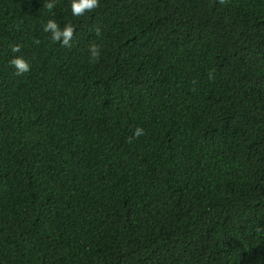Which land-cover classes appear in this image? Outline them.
<instances>
[{"label": "trees", "instance_id": "obj_1", "mask_svg": "<svg viewBox=\"0 0 264 264\" xmlns=\"http://www.w3.org/2000/svg\"><path fill=\"white\" fill-rule=\"evenodd\" d=\"M48 2L0 0V264H264V0Z\"/></svg>", "mask_w": 264, "mask_h": 264}, {"label": "clouds", "instance_id": "obj_2", "mask_svg": "<svg viewBox=\"0 0 264 264\" xmlns=\"http://www.w3.org/2000/svg\"><path fill=\"white\" fill-rule=\"evenodd\" d=\"M71 12L73 16H82L85 12H91L100 5V0H70ZM55 0H49L47 8L51 10L54 7ZM44 32L50 33L53 42H59L64 46H70L75 28L71 23H65L63 27L57 22L56 19H49L44 24ZM39 43V41H36ZM11 51L13 53L20 52V45H12ZM89 59L90 61L97 60L101 55L99 45L93 43L89 46ZM10 63L16 70L17 75H22L30 71V62L23 55H14ZM144 135V129L137 127L134 132L135 137Z\"/></svg>", "mask_w": 264, "mask_h": 264}]
</instances>
